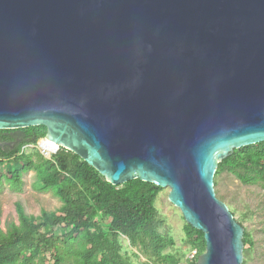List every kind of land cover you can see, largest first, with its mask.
<instances>
[{
  "label": "water",
  "instance_id": "water-1",
  "mask_svg": "<svg viewBox=\"0 0 264 264\" xmlns=\"http://www.w3.org/2000/svg\"><path fill=\"white\" fill-rule=\"evenodd\" d=\"M32 126L112 185L168 188L197 264H242L214 175L264 141V0H0V130Z\"/></svg>",
  "mask_w": 264,
  "mask_h": 264
},
{
  "label": "trees",
  "instance_id": "trees-1",
  "mask_svg": "<svg viewBox=\"0 0 264 264\" xmlns=\"http://www.w3.org/2000/svg\"><path fill=\"white\" fill-rule=\"evenodd\" d=\"M7 131L0 130V140ZM21 131L24 140L15 150L0 146V192L3 180L11 191L22 193L25 175L34 171V189L51 191L62 204L54 211L33 216L17 203L18 222L7 229L0 222V264H134L130 254L139 255L124 248L122 236L146 258L139 259V264H197L205 250L203 233L187 223L186 240L196 256L181 262L164 253L174 246V240L157 228L154 203L163 188L138 178L112 185L77 154L62 147L48 160L37 150L25 152L22 147L36 144L45 136L46 128L32 126ZM6 160L10 164L2 169ZM224 172L243 184L264 183V141L234 149L217 163L214 178ZM237 221L244 226L242 219ZM54 227L61 229L59 236ZM243 244L242 264H246L253 241L245 226ZM47 252H51L52 262Z\"/></svg>",
  "mask_w": 264,
  "mask_h": 264
},
{
  "label": "rangeland",
  "instance_id": "rangeland-1",
  "mask_svg": "<svg viewBox=\"0 0 264 264\" xmlns=\"http://www.w3.org/2000/svg\"><path fill=\"white\" fill-rule=\"evenodd\" d=\"M25 152H33L40 149L37 144H26L23 146ZM42 156L49 159L47 156ZM10 160L3 163L2 169H6ZM25 187L22 193H15L9 189L8 184L2 180V191L0 192V222L3 229L10 227L12 223H17V203H19L26 214L39 216L42 211L51 212L61 206V201L51 191L40 192L34 189L33 184L36 181L35 172L29 171L25 175ZM215 193L217 197L228 206L234 213V217L242 219L245 230L249 232L253 247L246 257V264H264V183L261 184H243L236 177L228 172H224L214 178ZM39 184V183H38ZM169 189L163 188L155 200V207L158 211V231L163 235H170L174 240V246L165 249L164 253L171 255L181 262L189 259V256L196 252L187 243L184 231L185 220L181 212L172 205L168 198ZM243 226V227H244ZM56 235L61 234L59 227H54ZM124 248L132 249L138 253V257L130 254V260L134 264H139V259L146 258L137 250L130 247L128 240L122 236ZM51 252L46 253L50 260ZM245 257H243V260Z\"/></svg>",
  "mask_w": 264,
  "mask_h": 264
},
{
  "label": "flooded vegetation",
  "instance_id": "flooded-vegetation-1",
  "mask_svg": "<svg viewBox=\"0 0 264 264\" xmlns=\"http://www.w3.org/2000/svg\"><path fill=\"white\" fill-rule=\"evenodd\" d=\"M3 140H0V146L7 151H13L24 140L21 129H12L3 133ZM23 148V147H22Z\"/></svg>",
  "mask_w": 264,
  "mask_h": 264
},
{
  "label": "built area",
  "instance_id": "built-area-1",
  "mask_svg": "<svg viewBox=\"0 0 264 264\" xmlns=\"http://www.w3.org/2000/svg\"><path fill=\"white\" fill-rule=\"evenodd\" d=\"M44 140L47 141V139H46L45 137L40 138V139L37 141L36 144L38 145V148L40 149V152H41L44 156H47L49 159H51V157H52L54 154L57 153V151L59 150L60 147L56 145V149H55L53 152H50V151L44 149L43 147H41L40 143H41L42 141H44ZM23 148H24V147H23ZM23 148H22V149H23ZM195 256H196V252L193 253V254H191V255L189 256V259H193Z\"/></svg>",
  "mask_w": 264,
  "mask_h": 264
},
{
  "label": "bare ground",
  "instance_id": "bare-ground-1",
  "mask_svg": "<svg viewBox=\"0 0 264 264\" xmlns=\"http://www.w3.org/2000/svg\"><path fill=\"white\" fill-rule=\"evenodd\" d=\"M41 147H43L44 149L50 151V152H53L55 149H56V143L53 142L52 140H49L47 138V141H42L40 143Z\"/></svg>",
  "mask_w": 264,
  "mask_h": 264
}]
</instances>
